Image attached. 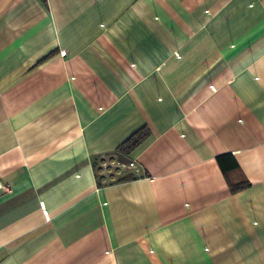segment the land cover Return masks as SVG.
<instances>
[{
  "label": "crops",
  "instance_id": "obj_1",
  "mask_svg": "<svg viewBox=\"0 0 264 264\" xmlns=\"http://www.w3.org/2000/svg\"><path fill=\"white\" fill-rule=\"evenodd\" d=\"M0 264H264V0H0Z\"/></svg>",
  "mask_w": 264,
  "mask_h": 264
},
{
  "label": "trees",
  "instance_id": "obj_2",
  "mask_svg": "<svg viewBox=\"0 0 264 264\" xmlns=\"http://www.w3.org/2000/svg\"><path fill=\"white\" fill-rule=\"evenodd\" d=\"M149 137V130L142 127L129 136L124 142L118 146V151L121 153L120 162L126 161L125 157L138 148Z\"/></svg>",
  "mask_w": 264,
  "mask_h": 264
},
{
  "label": "built area",
  "instance_id": "obj_3",
  "mask_svg": "<svg viewBox=\"0 0 264 264\" xmlns=\"http://www.w3.org/2000/svg\"><path fill=\"white\" fill-rule=\"evenodd\" d=\"M115 165L120 166V167L132 168V169L135 171V173H136L137 175H139V168H138V166H137L134 162H132V161H130V162L127 163V164L117 162V163H115Z\"/></svg>",
  "mask_w": 264,
  "mask_h": 264
},
{
  "label": "rangeland",
  "instance_id": "obj_4",
  "mask_svg": "<svg viewBox=\"0 0 264 264\" xmlns=\"http://www.w3.org/2000/svg\"><path fill=\"white\" fill-rule=\"evenodd\" d=\"M107 161V163H109L110 161L109 160H106Z\"/></svg>",
  "mask_w": 264,
  "mask_h": 264
}]
</instances>
